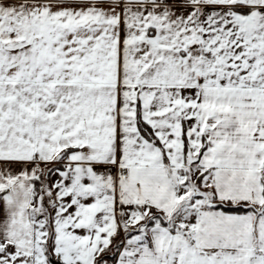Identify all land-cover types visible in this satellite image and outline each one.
<instances>
[{"label": "snow or ice", "instance_id": "snow-or-ice-1", "mask_svg": "<svg viewBox=\"0 0 264 264\" xmlns=\"http://www.w3.org/2000/svg\"><path fill=\"white\" fill-rule=\"evenodd\" d=\"M0 264H264V0H0Z\"/></svg>", "mask_w": 264, "mask_h": 264}]
</instances>
